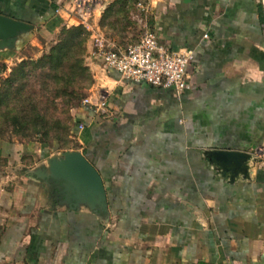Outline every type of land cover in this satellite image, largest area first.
I'll return each mask as SVG.
<instances>
[{
  "label": "crops",
  "instance_id": "1",
  "mask_svg": "<svg viewBox=\"0 0 264 264\" xmlns=\"http://www.w3.org/2000/svg\"><path fill=\"white\" fill-rule=\"evenodd\" d=\"M73 2L0 0V14L34 26L0 47V64L37 30H59ZM150 3L160 43L194 53L184 93L95 59L108 111L77 114L73 150L103 178L107 210L97 213L70 209L36 175L53 155L46 145L0 139V264H264L262 0ZM214 150L250 154L247 170L223 176Z\"/></svg>",
  "mask_w": 264,
  "mask_h": 264
},
{
  "label": "rangeland",
  "instance_id": "2",
  "mask_svg": "<svg viewBox=\"0 0 264 264\" xmlns=\"http://www.w3.org/2000/svg\"><path fill=\"white\" fill-rule=\"evenodd\" d=\"M67 16L59 30H37L0 64V139L37 141L54 155L77 147V114L100 94L95 38L105 31L122 42L137 40L149 19L138 0H108L92 12L72 6Z\"/></svg>",
  "mask_w": 264,
  "mask_h": 264
},
{
  "label": "built area",
  "instance_id": "3",
  "mask_svg": "<svg viewBox=\"0 0 264 264\" xmlns=\"http://www.w3.org/2000/svg\"><path fill=\"white\" fill-rule=\"evenodd\" d=\"M107 1L74 0L73 7L92 12ZM262 3L264 6V0ZM138 6L147 16L150 15V0H138ZM95 39V59H101L106 69L115 70L123 78L133 82L173 88L178 96L184 93L189 79V68L194 62V53L192 50L173 51L161 44L155 27L149 25L148 21L141 36L126 44L111 45L105 42V38ZM86 104L88 108L101 114L108 111L107 98L102 94L98 96L97 101L86 99Z\"/></svg>",
  "mask_w": 264,
  "mask_h": 264
},
{
  "label": "water",
  "instance_id": "4",
  "mask_svg": "<svg viewBox=\"0 0 264 264\" xmlns=\"http://www.w3.org/2000/svg\"><path fill=\"white\" fill-rule=\"evenodd\" d=\"M34 26L29 22L0 14V47L12 49ZM212 161L223 176L227 171L245 172L251 155L232 150L210 152ZM47 165L38 168L36 175L49 184L56 197L70 209L88 207L91 211L107 210V191L97 168L81 151L68 150L47 158Z\"/></svg>",
  "mask_w": 264,
  "mask_h": 264
},
{
  "label": "trees",
  "instance_id": "5",
  "mask_svg": "<svg viewBox=\"0 0 264 264\" xmlns=\"http://www.w3.org/2000/svg\"><path fill=\"white\" fill-rule=\"evenodd\" d=\"M77 122H78V120H77Z\"/></svg>",
  "mask_w": 264,
  "mask_h": 264
}]
</instances>
